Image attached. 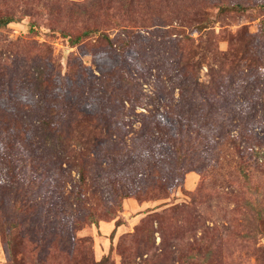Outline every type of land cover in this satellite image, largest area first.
Listing matches in <instances>:
<instances>
[{"label":"rangeland","instance_id":"1","mask_svg":"<svg viewBox=\"0 0 264 264\" xmlns=\"http://www.w3.org/2000/svg\"><path fill=\"white\" fill-rule=\"evenodd\" d=\"M0 264H264V0H0Z\"/></svg>","mask_w":264,"mask_h":264},{"label":"trees","instance_id":"2","mask_svg":"<svg viewBox=\"0 0 264 264\" xmlns=\"http://www.w3.org/2000/svg\"><path fill=\"white\" fill-rule=\"evenodd\" d=\"M12 22V19H11V17H9V18H3L2 20H1V25L2 26H7L9 23H11ZM166 143H170V141H167ZM183 149V148H182ZM184 150V149H183ZM259 154V152L258 151H255V153H254V155H255V157H257V155ZM241 166V172H243V177H244V181H248L249 182V184L251 183L250 182V177H248V175L246 174V172H244V170L245 171H247V172H249V170H250V168H248L249 166L248 165H246V164H242V165H240Z\"/></svg>","mask_w":264,"mask_h":264}]
</instances>
